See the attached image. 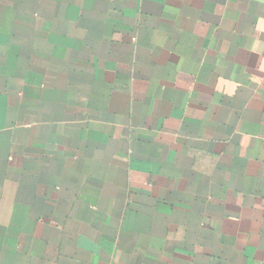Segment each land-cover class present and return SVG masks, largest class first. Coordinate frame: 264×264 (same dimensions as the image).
Segmentation results:
<instances>
[{"label": "crops", "instance_id": "crops-1", "mask_svg": "<svg viewBox=\"0 0 264 264\" xmlns=\"http://www.w3.org/2000/svg\"><path fill=\"white\" fill-rule=\"evenodd\" d=\"M0 264H264V0H0Z\"/></svg>", "mask_w": 264, "mask_h": 264}]
</instances>
